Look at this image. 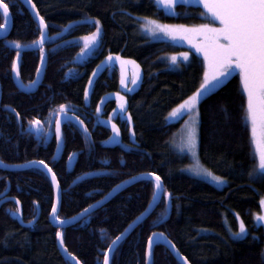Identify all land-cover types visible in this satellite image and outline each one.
I'll return each instance as SVG.
<instances>
[{"label":"trees","instance_id":"obj_1","mask_svg":"<svg viewBox=\"0 0 264 264\" xmlns=\"http://www.w3.org/2000/svg\"><path fill=\"white\" fill-rule=\"evenodd\" d=\"M30 1L47 24L45 74L34 94H25L15 85L11 65L16 48L7 42L22 45L20 80L28 85L41 67L39 46L32 44L39 39L40 29L24 0H4L12 21L9 35L0 39V161L20 166L43 160L59 182L58 215L63 221L97 205L117 185L143 174L160 176L161 202L122 241L111 264H147V241L153 233L166 235L190 264H264V228L254 222V215L262 210L264 178L257 177V153L242 119L246 96L239 75L199 104L201 165L227 181V187L216 188L185 173L190 159L171 144L183 119L167 123L171 110L202 83L203 58L192 53L187 63L173 69L168 56L188 48L153 42L141 31L142 17L170 25L208 23L199 15L202 6L178 4L176 14L170 16L153 0ZM95 21L101 27L99 45L91 56L80 58L81 38L96 30ZM0 23H4L1 11ZM109 55L137 62L140 81L131 92L121 90L116 68H103L85 98L92 73ZM117 94L126 100L125 116L119 115L122 140L111 149L106 146L111 132L100 118L115 114ZM61 104L83 125L72 121L62 126V151L56 157L54 124L51 134L38 137L34 130L29 132V121L44 122L54 111L61 115ZM8 189V197L22 206L25 223L37 218L38 211L40 218L31 228L21 227L18 213L13 215L18 206L12 201L1 206L0 264H103L109 245L145 212L156 190L153 181L132 183L76 224L57 229L49 222L55 193L46 172L0 168V193ZM234 214L248 231L243 239L230 236L229 230H238ZM57 232L63 233V248L70 257L59 248ZM152 255L151 264H179L163 246H156Z\"/></svg>","mask_w":264,"mask_h":264},{"label":"snow or ice","instance_id":"obj_2","mask_svg":"<svg viewBox=\"0 0 264 264\" xmlns=\"http://www.w3.org/2000/svg\"><path fill=\"white\" fill-rule=\"evenodd\" d=\"M24 2L29 4L30 0H24ZM153 2L158 7H163L168 12H174L177 4L193 3L195 5H202L203 11L199 13V15L204 19H210L212 21V23L187 26L183 24H162L148 17L140 18L144 20V23L141 25V30L148 33L151 37L157 38V34H163L164 37L170 38L174 41L177 38H181L192 45L196 54L203 57V80L199 85V88L169 113V118L176 120L183 118L185 115L191 117L190 122H185L187 125L186 138L182 137L181 143L176 144V147L181 151L187 149L192 153L194 158L196 157L197 126L200 122L198 105L204 98L224 86L233 74L238 71L240 82L242 84V92L246 95V106L244 108L242 119L245 125L250 128V144L255 146V152L258 154V164L255 170L257 177L264 178V0H153ZM31 7L35 8V5L31 4ZM0 9H2V17L4 19V23H0V31H3L6 34L10 20L9 5L4 3V0H0ZM36 16L39 18L38 26L40 34L39 39L33 41L32 44L33 46H39L40 62L41 65H43L45 63L44 43L45 40L48 39L44 29L47 28V24L44 17L39 16L38 11L36 12ZM217 22L219 26H216ZM95 25L96 30L94 32L81 38L84 41L81 53L84 55L91 52L99 42L101 27L98 21H95ZM7 43L13 44L16 48V59L12 62L11 67L17 78L16 82L18 86L21 89L34 87L40 76V68H37L36 70L37 80L30 81L28 85L20 82V49L22 45L19 41H8ZM178 57H181L182 61H187L189 59V52L172 54L169 57L170 64L175 65L178 62H182L178 61ZM112 59V56L106 58L107 61H112ZM117 59L120 60L121 65L120 83L125 89H127V91L131 92L134 89L128 88L124 68L127 64H132L137 69L131 79V83L135 85L140 78L138 71L139 65L132 60H124L119 57ZM104 63L105 62L102 61L101 65H98L97 67H102ZM95 75L96 73L93 72V76ZM92 82L93 81L90 78L89 84L91 85ZM87 95L86 90L85 98H87ZM117 96H119V94H117ZM119 100L120 109L123 110L126 100L123 96H119ZM58 111L63 114L65 119H71L68 116L71 109L66 105H59ZM99 111L100 109L98 107L97 112ZM16 115L19 116V113H16ZM120 115H123V111L120 112ZM75 119L83 125V121H79L78 117ZM130 119V116L127 117V120L130 121ZM45 124L49 125V127H45ZM53 124L55 137L57 141H60L62 136L61 118L55 111L44 122L39 119L29 121V132L31 133V131L34 130L38 137H46L51 134V125ZM112 130L115 133V136L119 135V129L114 124L112 125ZM85 132H87L86 128ZM115 136L110 137L109 139L115 140ZM173 143L175 144L176 141L173 140ZM59 148L60 144L58 143L57 149L59 150ZM71 158L72 157L70 156L69 160H71ZM29 163L37 162L33 161ZM38 163L48 172L52 173L51 179L56 185L57 194L56 203L51 206V214L54 220L60 221V224L63 225L65 221L61 220L57 214V204L60 202L59 182L56 179L55 173L52 172L51 168H49L43 160ZM0 165H3L2 161H0ZM3 166L9 167V165ZM190 170L197 177L210 176L215 183L224 182L223 177L213 175L208 169L199 165L198 161L196 165L190 166ZM149 175L155 178L156 190L153 192V200H157L162 194L161 177L154 172ZM117 187H119V185H117ZM2 195L5 194L0 193V196ZM5 199H7L6 196ZM2 202L3 201H0V203ZM16 203L19 205L18 200H16ZM260 205L264 208V198L260 200ZM89 207L92 206L90 205ZM87 211L88 209H84L85 213H87ZM19 212L20 209L18 207L13 215ZM141 215H143V213ZM72 219L76 218L73 217ZM137 219H139V217ZM255 220L256 222L264 223V215L257 214ZM29 223L31 224V221ZM259 223L257 226H259ZM246 234L245 224L241 221L239 223V232L234 235L238 239H243ZM56 235L59 238V243L63 245V233L57 232ZM161 235L162 234L159 233H153L148 237L147 249L149 257H151V251L156 242L153 238L156 237L158 239ZM123 236L124 233H121L112 241V244L109 245V251H115L114 246L117 245ZM171 247L174 248L175 246L171 245ZM262 256H264V253H262ZM108 261L109 257L105 254L103 264H108ZM184 261L186 262V258H184Z\"/></svg>","mask_w":264,"mask_h":264},{"label":"water","instance_id":"obj_3","mask_svg":"<svg viewBox=\"0 0 264 264\" xmlns=\"http://www.w3.org/2000/svg\"><path fill=\"white\" fill-rule=\"evenodd\" d=\"M31 1L29 4H26L27 7L30 9V11L32 12L33 16L39 20L38 16H36V8H32L31 7ZM0 11L2 12V9H0ZM11 21L12 20H9V23H8V26H7V33L5 34L3 31H0V39H3V38H6L9 33H10V28H11ZM44 31L46 32V35L48 36V29H44ZM46 42V40H45ZM45 65H46V62L41 65L40 67V76H39V79L37 81V84L34 86V87H31V88H25V89H21L16 80V76H15V73H13L14 75V81H15V85H17L18 89L20 91H22L23 93L25 94H34L37 90H38V87L41 85L42 81H43V78H44V69H45ZM19 80H20V76H19ZM37 80V79H36ZM21 82V80H20ZM1 86H0V101H1ZM71 119H65L63 114L61 113V115H59V117L61 118V133L63 131V125L67 122H72V121H76L78 122L74 116H70L68 115ZM101 125L104 126V127H107L111 130V137L115 136V133L113 132L112 130V125L111 123H109L108 121H101ZM118 129L119 127L117 125H115ZM122 140V136H121V132H120V129H119V135L118 136H115V140H110L108 139L107 142H106V146L111 148V149H115L117 148V145L119 144V142ZM62 141H63V138L61 136V140L58 141V143L60 144V148L59 150L57 151V154H56V157H59L60 156V153L62 151L61 149V146H62ZM75 161V160H74ZM70 163L69 165V168H72L73 166V163ZM5 165V164H3ZM3 165H0V168L9 172V171H20V170H30L31 168H37L41 171H44L46 172V174L48 175L49 179H50V182L52 183L53 185V188H54V193H55V197H54V204L56 203V194H57V188H56V185L52 182V179H51V175L52 173L51 172H48L43 166L39 165V163H29V164H25V165H20V166H10L9 167H4ZM141 180H148V181H153L154 184H155V178L152 177L151 175L149 174H143L139 177H136L135 179H132L130 180L129 182L127 183H123L121 185H119V187H116L115 189L112 190L111 193L108 194V196L106 198H104L103 200H101L97 205H94L93 207L89 208L87 213H82L80 216H78L76 219H69V220H66L65 223L63 225L60 224V221H56L53 219L52 217V214H50V225L53 226L54 228H57V229H66V227H69L71 225H74L77 223V221H79L80 219L86 217L87 215L91 214L92 212L98 210V208H101L102 206H104L106 203L109 202V200L114 197L115 195H117L120 190H122L123 188L127 187V186H130V184L132 183H135V182H140ZM162 183V181H161ZM60 188V186H59ZM8 192H9V189L4 192L3 194L5 195H2L0 196V201H3L2 203H0V206L5 202V196L7 197L8 195ZM163 193H164V189H163V183H162V194L159 196V198L157 200H153L152 203L149 205V207L145 210V212L143 213V215H141L139 217V219H136L131 227L129 226L123 233H124V236L121 238V240L117 243V245L114 246L115 250L120 246V244L122 243L123 240H125L129 235L130 233H132V231L137 228L138 226H140L141 224H143V221L146 220L147 218H149L153 212H154V209L159 205V203L161 202V198L163 196ZM61 197H62V193H61V190H60V201H61ZM16 201V200H14ZM60 202L59 204H57V214L59 212V209H60ZM20 209V212L18 213V217H20L19 219V225L22 227H25V228H31L33 227V225H35L37 223V221L39 220L40 216V212L38 211V214H37V218H35L31 224L29 223H25L23 221V217H22V206L20 205H17ZM1 208V207H0ZM154 241H156L154 243V246H153V249L151 251V257H149L148 255V249H147V259H148V262L147 264H151V260H152V257H153V251L155 249L156 246H163L164 248H167L168 251L174 256V258L176 259V261H178L179 264H190L187 259H186V262L184 261V256L182 254H180V252L178 251V249H176V247L172 248L171 245H174L173 243H171V241L167 238V236L165 235H161L158 239L156 237L153 238ZM175 246V245H174ZM115 252V251H114ZM113 251H109L106 253L109 257V261H108V264H111V260H112V255L114 253ZM65 254V253H64Z\"/></svg>","mask_w":264,"mask_h":264},{"label":"rangeland","instance_id":"obj_4","mask_svg":"<svg viewBox=\"0 0 264 264\" xmlns=\"http://www.w3.org/2000/svg\"><path fill=\"white\" fill-rule=\"evenodd\" d=\"M178 5V4H177ZM176 5V6H177ZM186 5H188V4H186ZM189 5H193V6H199V5H195V4H193V3H189ZM200 6H202V5H200ZM159 8H161L163 11H164V13H167L168 15H170V16H174L176 13H175V10H174V12H168V11H166L163 7H159ZM176 8V7H175ZM210 22H208V23H212V21L210 20V19H208ZM143 23H144V20H143ZM140 25H142V24H140ZM216 26H219L218 25V22H217V25ZM142 31V30H141ZM142 34L146 37H148L151 41H153V42H157V41H165V42H169V43H171L172 45H174V46H178L179 47V45H184V46H186L187 48H188V50H186V51H182V52H189V59L187 60V61H182V58L181 57H178V61H182L183 63H187L189 60H190V55L193 53V54H196L195 53V49L192 47V45H190L187 41H185V40H183V39H181V38H177L175 41L174 40H171L170 38H167V37H164L163 36V34H157V38H153V37H151L148 33H146V32H143L142 31ZM199 39V38H198ZM99 42H100V38H99ZM99 42H98V44H97V46L91 51V52H89L87 55H84V54H82V53H80V58H86V57H89V56H91V54L94 52V50L98 47V45H99ZM84 43V41L82 40V44ZM197 56H199V57H202V56H200V55H198V54H196ZM109 56H112V61H107L106 60V58L107 57H109ZM109 56H107L103 61L105 62L104 64H103V66L102 67H100V68H98V67H96L95 68V70H94V72L96 73V75L95 76H93V73H92V76L90 77L91 78V80L93 81L92 82V84L90 85V84H88V86H87V97H89L90 96V92H91V90H92V88H93V85H94V81H95V79L97 78V76L102 72V70H103V68H106V69H112V68H116V70H117V74H118V78H119V81L121 80V65H120V60L119 59H117L119 56H117V55H109ZM170 56H168V58H169ZM120 58V57H119ZM203 58V57H202ZM125 60H127V59H125ZM169 62H170V60H169ZM136 64L138 65V63L136 62ZM101 65V64H100ZM170 67L171 68H173V69H178V68H180V62H178L177 64H175V65H170ZM135 71H137V69L135 68V66L134 65H132V64H127L126 66H125V68H124V74H125V79H126V81H127V85H128V88H131V89H134L136 86H137V84H138V82L140 81L139 79L137 80V83L135 84V85H133L132 83H131V79H132V77H133V74H134V72ZM138 71H139V77H140V72H141V69L139 68L138 69ZM235 74H238L239 75V73H238V71L236 72V73H234L233 74V76L235 75ZM232 76V77H233ZM231 77V78H232ZM89 82V81H88ZM241 87H242V84H241ZM120 88H121V90H124V91H127V89H125V87L123 86V85H121V83H120ZM246 96V95H245ZM115 97H117V99L119 100V97L118 96H115ZM114 97V98H115ZM203 101V100H202ZM201 101V102H202ZM200 102V103H201ZM117 103H119V107H120V100L119 101H117ZM198 107H199V105H198ZM121 111H124L125 110V107H124V109L122 110V109H120ZM172 111V110H171ZM183 119V123H182V126H181V128H180V130L178 131V133H176V135L174 136V138L172 139V142H171V144L173 145V147H174V149L180 154V155H187L188 157H189V159H190V164L188 165V167H186L185 169H184V171H185V173L187 174V175H189V176H192V177H196V178H199V179H201V180H203L204 182H208L209 184H211L212 186H215L216 188H225V187H227L226 185H227V181L224 179V182L223 183H215V182H213V180L211 179V177L210 176H200V177H197V176H195L192 172H191V170H190V166H193V165H196L197 164V161H198V163H199V165H201V162H200V157H199V154H198V147H199V143H198V139H199V132L197 131V147H196V157L194 158L193 157V155H192V153H190L187 149H184L183 151H181V150H179L177 147H176V144H179V143H181V139H182V137H185L186 138V134H187V125H186V121H188V122H190L191 121V117L189 116V115H185V116H183V118H181V119H178V120H176V119H172V118H169V116H168V118H167V123H169V124H171V123H177V122H179V121H181ZM199 124H200V122H199ZM199 124H198V126H197V128H198V130H199ZM173 140H175L176 141V143L174 144L173 143ZM254 148H255V146H254ZM257 157H258V154H257ZM201 166H203V165H201ZM204 167V166H203ZM214 175V174H213ZM216 176V175H215ZM258 214H262V215H264V208H262V210H261V212L260 213H258ZM257 216V214H255L254 215V218ZM234 218H236V227H237V231H234V230H229V221H228V219H226V228H227V230H229V233H230V236L233 238V239H238L234 234L235 233H238L239 232V223L241 222V221H243V219L239 216V215H237V214H234ZM254 222H255V224L257 225L259 222H256V220L254 219ZM244 223V222H243ZM231 225V224H230ZM259 226H261L262 228H264V223H259ZM246 232H248L247 231V229H246ZM58 244H59V248H61L62 250H63V252L65 253V255L67 256L68 254H66V252H65V248H63V245H61L60 243H59V238H58ZM68 257H70V255H68Z\"/></svg>","mask_w":264,"mask_h":264},{"label":"flooded vegetation","instance_id":"obj_5","mask_svg":"<svg viewBox=\"0 0 264 264\" xmlns=\"http://www.w3.org/2000/svg\"><path fill=\"white\" fill-rule=\"evenodd\" d=\"M107 68V67H106ZM106 68H104V69H106ZM102 105H101V108H102V106L103 105H105L104 104V100L102 101V103H101ZM120 112H121V110H120V107H119V105H118V107H117V109H116V112H115V114H114V112H110V113H108V114H102V117L100 118V124H101V121H108L109 123H111V124H114V125H117L118 127H119V129H120V132H121V128H122V125H121V122H120V116L123 118L124 116H125V114H123V115H120ZM123 113H124V111H123ZM120 115V116H119ZM106 128V127H105ZM109 129V128H108ZM110 130V129H109ZM110 132H111V130H110ZM111 135V134H110ZM111 137V136H110ZM121 142V141H120ZM119 142V143H120ZM8 195V194H7ZM10 201H12V202H14L15 204H16V201H14V199H12L11 197L9 198L8 196H7V199L5 200V202L4 203H7V202H10ZM3 203V204H4ZM2 204V205H3ZM1 205V206H2ZM16 206H17V204H16Z\"/></svg>","mask_w":264,"mask_h":264},{"label":"bare ground","instance_id":"obj_6","mask_svg":"<svg viewBox=\"0 0 264 264\" xmlns=\"http://www.w3.org/2000/svg\"><path fill=\"white\" fill-rule=\"evenodd\" d=\"M17 204V203H16ZM19 205H20V203H19ZM21 206V205H20ZM1 207V206H0ZM19 215V214H18ZM18 215H17V217H18ZM19 219H20V217H18L17 218V220H18V223H19ZM23 221H24V219H23ZM29 224V223H28Z\"/></svg>","mask_w":264,"mask_h":264}]
</instances>
